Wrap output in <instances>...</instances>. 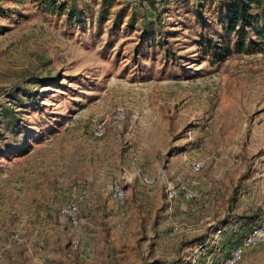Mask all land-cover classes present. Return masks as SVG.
Returning a JSON list of instances; mask_svg holds the SVG:
<instances>
[{"label":"rangeland","instance_id":"rangeland-1","mask_svg":"<svg viewBox=\"0 0 264 264\" xmlns=\"http://www.w3.org/2000/svg\"><path fill=\"white\" fill-rule=\"evenodd\" d=\"M63 1L80 20L0 0V107L21 118L0 120V264H185L215 223L264 216V50L236 51L205 0ZM178 177L198 197L170 209Z\"/></svg>","mask_w":264,"mask_h":264},{"label":"built area","instance_id":"built-area-1","mask_svg":"<svg viewBox=\"0 0 264 264\" xmlns=\"http://www.w3.org/2000/svg\"><path fill=\"white\" fill-rule=\"evenodd\" d=\"M125 112L118 110L108 121H121ZM107 133V122L103 121L94 129V135L102 138ZM194 173H200L206 167V161L194 159L189 163ZM143 182L149 187L155 185L152 177H143ZM115 199L126 204L127 194L121 180L113 184ZM198 197L197 191L188 182L178 177L176 181L167 182L166 200L168 208L172 209L179 199L193 201ZM76 208L74 207L73 210ZM215 230L195 242L188 257V264H238L245 252L264 243V216L251 224L236 222L234 225L215 223Z\"/></svg>","mask_w":264,"mask_h":264},{"label":"trees","instance_id":"trees-1","mask_svg":"<svg viewBox=\"0 0 264 264\" xmlns=\"http://www.w3.org/2000/svg\"><path fill=\"white\" fill-rule=\"evenodd\" d=\"M151 5H155L157 0H145ZM212 3L216 7V13L220 19L221 24L226 34H236V51L244 52L249 50H264V0H205ZM39 9L44 13L68 15L69 20H80L78 9L74 6H69L66 1L59 2V0H36ZM1 12L3 10H0ZM4 14V11L1 13ZM196 16L201 17V12L197 11ZM80 23V22H78ZM203 23V21H202ZM230 49L227 47L226 50ZM220 60H224L223 53L219 55ZM23 97L16 95L13 100L16 101L15 105L18 107L25 106L26 104H39L37 103L36 94L27 89H22ZM27 101H24L25 99ZM10 105L0 107V120L1 124L7 128L13 129L20 125L21 118L17 115ZM20 152H26L24 147L18 148ZM18 152L15 151L14 154ZM262 214V208L246 211L242 217L231 216L224 220L225 223L244 222L251 224L258 220ZM231 218V219H230ZM233 220V222H232ZM222 222L221 224H223ZM188 264V257L187 262Z\"/></svg>","mask_w":264,"mask_h":264},{"label":"crops","instance_id":"crops-1","mask_svg":"<svg viewBox=\"0 0 264 264\" xmlns=\"http://www.w3.org/2000/svg\"><path fill=\"white\" fill-rule=\"evenodd\" d=\"M263 180H264V179H263ZM207 195H209V194H207ZM209 219H211V218H209ZM223 224H230V225H231V223H225V222H224Z\"/></svg>","mask_w":264,"mask_h":264}]
</instances>
